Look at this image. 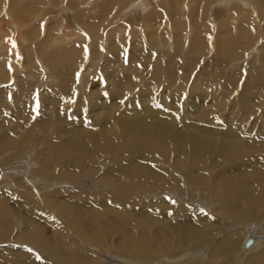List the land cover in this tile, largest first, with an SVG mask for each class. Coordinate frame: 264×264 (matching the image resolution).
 Listing matches in <instances>:
<instances>
[{
  "label": "bare ground",
  "instance_id": "obj_1",
  "mask_svg": "<svg viewBox=\"0 0 264 264\" xmlns=\"http://www.w3.org/2000/svg\"><path fill=\"white\" fill-rule=\"evenodd\" d=\"M46 1L47 5L44 8H48L52 1L58 2V0ZM151 1L90 0V2L95 3L87 4L82 0H73L72 5H69L70 0H66L65 4L56 5V7L60 6L56 16L62 17L65 12L68 15L72 14V18L77 21L81 28L84 27L94 40L98 32L101 31V27L108 24L113 13L118 10V16L115 19L120 22V25L116 30L122 31L124 34L126 30L131 31L132 34L129 32V35L132 36L131 41L135 43H133L135 46H142L143 41H147L149 47L158 44L160 50H156V53H159V56L165 55L167 52H171L169 56L180 53L183 45H186L183 52L191 57V52L195 48H201V42L197 45L192 44L194 31L192 26H200L197 28L201 30V21L206 17L211 27L216 26L212 29L215 35L219 25L225 24L222 20L226 17L232 33H234L235 23L244 20L250 29L253 27L260 28L259 33H262L261 40L263 39L264 0H164L156 6H152ZM218 3L217 8H213ZM83 6L85 8H93L91 6L98 8L101 17L87 19L80 16L77 10ZM239 6L241 9L235 14L234 9ZM38 8L39 6H37V11ZM57 10L58 8H56ZM176 10H179L181 19H186V14L190 19L187 31H184L183 35L176 34L174 36L172 23L167 24L163 21L160 23V14L166 15L168 12V16L171 15L173 21L172 16ZM124 12L129 14L127 13L128 15L125 14L127 15L125 16ZM247 12H250V15H245ZM35 14L37 17L34 16L33 21L42 16V13L35 12ZM4 16L0 17V20L8 18L7 14ZM128 16L136 17L134 21L138 24L132 23L127 18ZM4 22V20L0 22L1 29ZM112 23L113 20H111ZM246 24L241 26L244 29L242 35L247 38L255 37L257 32H251L245 26ZM160 25H164L163 29H167L171 35L168 38L169 44H163L160 41L167 36L165 30L161 34L157 32ZM13 26L20 42L25 44L22 33L31 24L18 26L13 24ZM145 29H149L148 32H145ZM17 30L19 31L16 32ZM45 30L44 36L47 34V28ZM64 32L62 29L58 34L60 37L54 40L51 45L69 43L71 38L67 37ZM198 32L201 34L200 31ZM139 33L143 35V40L138 36ZM1 36L2 33L0 32ZM5 41L8 45L13 43L11 39ZM106 44L107 39L104 38L101 46L102 50L104 49L103 52H106L102 54L103 57L99 56L102 57L101 63L104 64L106 61H115L118 58V55L115 54L118 51L109 53ZM86 45L84 57L86 55L93 56V43L91 42L90 45L88 42ZM221 45L222 53H230L227 55L230 58H234L240 53V49L236 45L227 46L225 41ZM91 49L92 51H90ZM10 52H14V50L10 48ZM258 52L259 49L253 47L245 53L246 56H253L252 60L246 61L245 55L236 60L239 61V65H243V63L249 65L248 61L250 63L254 61L255 66L259 68L255 72H264V68L260 69L262 62L258 57ZM181 55L183 54L181 53ZM137 57L139 55H134L131 61L136 60ZM71 58L74 59H70V63L69 59L64 63L75 67L74 64L77 65L78 62L77 56ZM99 61L98 58L96 62ZM89 62L90 60H87V65H90ZM210 62L205 67H200L201 71L198 72V75L195 74L191 78L184 76L178 79L175 76L178 72L169 71L172 62L156 60L155 70L160 72V75H152L148 78L143 86L142 96L150 99L152 90L162 80L173 85L176 92L180 91L181 88L199 91L203 89L209 94L211 93L212 78L209 73L204 74L203 72H207ZM36 63L42 67L43 62L37 61ZM187 63L182 61L180 66L182 71H187ZM232 63L236 65L235 62ZM93 64V66L90 65V71L99 65L95 62ZM233 65L230 64L229 67H233ZM250 65L248 66L249 69H251ZM129 66L124 70L127 72H110L108 74L110 84L105 90V98L120 99L135 86L140 74L135 72L133 63ZM122 67L123 64H120L119 68ZM249 69L248 72H243L240 77L237 92H240L241 86L246 83L251 71ZM84 72L87 71L84 70ZM233 73L216 76L223 78L218 80L219 87L215 93L217 96H222L224 93L230 94L228 90H233L232 87L236 79ZM26 79H31V77L27 76ZM26 84L31 85V82H26ZM263 84L260 83L251 91L250 79L246 91L254 97L253 103L257 108L259 107L260 112L264 110V99L260 100ZM101 89L102 87H99L96 91H101ZM29 91V87H23L21 96L29 93ZM67 93L66 97L63 96L66 100L71 98L69 92ZM89 96L85 106L89 109L99 107L100 101L97 93H90ZM77 99L78 97H75L73 100L77 102ZM241 99L242 97L235 98L237 103L227 106V109L232 108L228 120L232 121L234 125V127H229L227 132L226 128L218 129L217 127L221 125L212 123L206 116H203L206 120L202 122L201 117L194 118L177 128L178 124L174 111L175 108H180L176 105L180 104L182 99H176L171 107L144 105L140 109L141 111L159 109L153 112L154 114L145 116L144 119L135 114L129 118L121 113L111 120L112 123H107V121L105 123L102 120L107 119V117H103L92 120L85 125L84 123L87 121L80 123L72 119L65 120L61 125L53 126L51 132L54 137L58 135H66L67 137L64 139L53 138L43 144L48 153L41 157L38 169L42 175L61 181L31 178L34 172L33 167L37 165L36 161H31L29 164L25 162L18 166L11 165L5 170L6 174L2 175V180L7 181L4 186L8 187L10 192L8 195H0V264H38L25 259V252L33 254L45 264H142L139 260L145 261L144 264H188L192 257L199 258L197 264H232L234 253L239 250V232H242L243 228L237 227L245 226L244 224L249 221L261 220L264 223V125H258V127L251 129L256 124L249 126L245 124L253 116L254 108L248 105L246 100H243L242 104L239 105ZM213 100H225V98L219 99L213 96ZM21 102L22 100L19 99L17 104ZM64 104L63 101L61 105ZM81 115L84 116L85 114ZM162 119L166 123L162 122ZM31 122L32 125L33 123L51 124L49 120L40 118L31 119ZM169 123L170 125H168ZM251 123H255L254 120ZM32 125L29 124L26 130H19L20 127L15 125L0 128V150L14 148L16 153L20 154ZM81 125H84L83 129L72 131V128ZM12 129L14 130L10 132ZM248 130L250 131L247 133ZM122 146H142L143 153L129 157L116 156L112 167H110V161L106 160L103 165L109 168L101 173L100 166L95 164L96 160L112 154L113 150ZM254 153L256 157H254ZM187 157L189 158L187 159ZM105 158L107 159V157ZM55 159L65 162V168L59 172H55L53 164ZM169 163L175 166L178 180L181 177L178 173L181 172L188 173V177L183 178L182 181L179 180L180 182L177 183L168 172L167 165ZM248 163L250 168L240 169L241 172L233 176L227 174L234 167H246ZM201 164H208L210 172L216 173L217 177L227 175L226 178H217V181L210 188L211 191L220 194L223 199V204L215 211L218 215L217 224L221 223V219L226 220L229 224L228 227L226 224L222 228L226 230L225 233L222 229L218 232L217 241L209 239V235L212 233L211 227L202 225L201 218L198 220L197 214L200 212L201 215V211L204 212L210 207L218 206V202L214 200L208 202L203 198L201 200L197 198V201L190 203L195 197L187 198L190 187L200 188L201 183L205 182L203 177L197 175ZM89 174H99L98 182L110 187H101L108 193H85L86 195L83 197L73 195V192L76 191L86 192L84 189L78 190L77 188L81 186L72 183L87 179ZM23 184L27 191L32 192V200L29 193L25 191ZM60 184L72 186L70 188L74 189L58 188L57 186ZM84 184L87 188H98L91 181H85ZM154 192L160 193L162 198L160 194H154ZM49 193H61L62 195L58 197L59 201H54L51 196H45ZM164 195L175 200L166 201ZM234 196L239 197L234 199ZM8 198L19 202L20 208L24 211L19 212V217L16 216L15 211L6 209L4 203L8 204L6 201ZM84 198L88 201L87 203L83 201ZM34 203H38L44 213L48 212L52 216H57L59 220L66 221L69 225V228L64 227L66 233L54 227L50 236L45 237V226L40 225L35 219L29 218L25 212L30 208H35L34 215L37 218L48 220L44 213L35 207ZM44 205L52 210L48 211ZM72 209H75L78 215L76 211L72 212ZM70 217L73 221L69 219ZM14 218H19L23 222V224L20 221L14 223L18 228H21L18 233H14L12 230ZM254 226L261 235L257 239H261L264 236V226L258 223ZM251 235L247 237H251L253 244L246 250L244 246L242 247L244 253H241V257L237 258L236 264L243 263V260L248 264L256 260L264 264V249L257 256L247 258L259 247V241L255 242V238ZM247 237L245 239H248ZM82 241H90L94 246L87 245L89 248L87 249L85 244L84 247L82 246ZM9 244L11 246H7ZM203 245L206 252H210L211 258H200L204 255L201 256L200 251L197 252V250H201ZM111 252L123 255L111 254ZM172 254H178L176 259L169 258ZM160 256L161 260L155 261ZM214 259H219V263L212 262Z\"/></svg>",
  "mask_w": 264,
  "mask_h": 264
},
{
  "label": "rangeland",
  "instance_id": "obj_2",
  "mask_svg": "<svg viewBox=\"0 0 264 264\" xmlns=\"http://www.w3.org/2000/svg\"><path fill=\"white\" fill-rule=\"evenodd\" d=\"M65 1L66 0H58V4L52 1L51 4H49L48 8H44V6L47 5L46 0H0V17H5V14H7L8 16L7 19L3 18L0 20V22L2 20L5 21L3 23L4 26L2 27V29L0 28V32L2 33V36L0 37V128H5L8 125H15L20 127L19 130H26L29 124L32 125L31 119L38 118L49 120L51 122V124L33 123L31 131L28 137L26 138L25 146L23 147L22 152L20 154L16 153L14 148L0 150V195H8L10 192V189L4 186L7 181L2 180V175L6 174L5 170L11 165L18 166L25 162L29 164L31 161H36L37 165L33 167L34 172L31 175V178H45L51 181H61L53 178H48L42 175L38 169V166L40 167L41 157L45 156L46 153H48V150L46 151V148L43 147V144L47 143V141L53 138L64 139L67 137L66 135H58L54 137L51 132L53 126L61 125L65 120L75 119L80 123L87 121L84 123L85 125L86 123H90V121L92 120L107 117V119H103L102 121H104L105 123L106 121L107 123H112L111 120L121 113L124 114V116H128L129 118H132L133 114H135L137 117L144 119L145 116L154 114L153 112L159 110L157 108H153L147 111H141L140 109L144 105L157 107H171V105L173 104V102H175L176 99H182L180 104L176 105V107L180 106V108H175L174 111L176 113V123L178 124V127L176 126L177 128L182 127L186 122H189L194 118L197 119L201 117L202 122L203 120H206V118L203 116H206L212 121V123L221 125L217 127L218 129L226 128L227 132V129L229 127H234L233 122L228 120V118L230 117V112H232V108L227 109V106L232 105L233 103H237V101H235V98L242 97L239 105L242 104L243 100H246L245 102L254 108L253 116L247 122H245V124L247 126L256 124L252 126L251 129L258 127V125H264V110L260 112L259 107L257 108L253 103L254 97L250 95V93L246 92L249 87L250 79L252 86L251 91L260 83H264V72H255L256 70H259V68L255 66L254 61H252L251 63L250 61H248L249 65L251 64V69H249L248 63H243V65H239V61L236 60L243 57L247 50L256 47V49H259L258 57H260V60L262 62V67L260 69L264 68V35L263 39L261 40L262 33H259L260 28L253 27L252 29H250L249 25L246 24L244 20H239L237 24L235 23V26L233 27L234 33H232L230 25L227 24V18L225 17L222 20L225 24L219 25L220 27L218 28V31L215 35L212 29L216 28V26L211 27L210 23L208 22V18L206 17L203 18L201 21V30L197 28L200 26H192L194 29L192 44L197 45L199 42H201V48H195L191 52V57L190 55L186 54V52H183L185 51L184 49L186 48V45H183L182 52L180 53L174 55L171 54L172 56H169L171 52L168 53L166 51L167 54L159 56V53H156V50H160L158 44H156L154 47H149L147 41H143L142 46H135L133 45L134 42L132 43L131 41L132 36L129 35L131 31H129V33L128 30H126L124 34L122 31L116 30V28H118L120 25V22L115 19L116 16H118V10H116L112 15L111 20H113V23L111 24L110 20L108 24L103 25L101 27V31L98 32L97 36L93 40L90 34L86 31V29L84 27L81 28L78 25L77 21L72 18V14L68 15L67 12H65L64 16L62 17H60V15L56 16V12H58L60 8V6L56 7V5L65 4ZM72 1L73 0H70L69 5H72ZM82 1L86 2L87 4L95 3L90 2V0ZM163 1L164 0H158L155 2L152 0L151 4L152 6H156L162 3ZM34 4L36 5L31 6ZM218 5L219 3L216 5V7L213 8H217ZM37 6H39L38 9L42 12H38L39 10L37 11ZM91 7L93 8H85V6H83L77 10V13L87 19L101 17L98 12L99 9L94 6ZM56 8H58L57 11ZM28 9L30 11H26ZM240 9L241 6L236 7L234 9L235 14L239 12ZM35 12H37L38 14L42 13V16L36 21H33L32 18H34V16L37 17V14H35ZM127 13L124 12V15ZM166 15L160 14L161 21H159L160 23H162V21L167 24L172 23V30L174 36L176 34L183 35L184 31H187V25L190 19V17L187 16L188 14H186V19H181L179 10H176L174 12V15L172 16L173 21L171 20V15L168 16V12ZM245 15H250V12H247ZM127 18L130 19L132 23L138 24L134 21L136 17L128 16ZM29 23L31 24V26L26 30L29 31H23L22 33V38L25 40V44H22L18 38V35L15 33L13 24H15V26H18L29 25ZM242 24H246L245 26L248 27L251 32H257L256 36L252 38H247L242 35V32H244V29L241 28ZM76 25L78 26L76 27ZM108 27L110 28L109 30ZM163 27L165 26L160 25V27L157 28V32L161 34V32L165 30L167 36L160 39V41L163 44H169L170 41L168 38H170L171 35L169 34V31L167 29H163ZM46 28L47 34L46 36H44L46 33ZM62 29L65 31L64 33L66 34V36H69L71 38L70 42H66L56 46L51 45L54 40L60 37L58 34ZM148 30L149 29H145V32H148ZM18 31L19 30H17L16 32ZM198 31H200L201 34ZM138 36L142 40L144 39L142 38L143 35H141L140 33L138 34ZM104 38L107 39L106 48L109 53L120 51L119 53H115L116 55H118V58L115 61H106L105 64L101 63V58L103 57L102 54H105L106 52H103L104 49L102 50L101 46V44H103ZM6 39H11L13 41L12 45L6 44ZM87 40L90 45L91 42L93 43V56L86 55L84 57L87 46L86 44L88 43L86 42ZM223 41L226 42L227 46L236 45L237 47H239L240 53L234 58H230L227 56L230 53H222L221 44ZM262 42L263 44H261ZM262 45L263 47L261 48ZM9 47L12 48L14 52H10ZM90 51H92V49ZM181 53L183 55H181ZM100 55L102 56L101 58L99 57ZM134 55H139V57H137L136 60L131 61V58ZM73 56H77L78 59L77 65L74 64V66L76 67H71V65L66 66L64 62L69 59L70 63V59H74L71 58ZM98 58L100 59V61L96 62ZM245 58L246 61L252 60L253 56L245 55L244 59ZM87 60H90L89 63L92 66L94 65V62L99 63L98 67H93V69L90 71V65H87ZM156 60H167L169 62H172L169 71L178 72L175 75L178 79L184 76L187 78H191L195 74L198 75V72L201 71L200 67H205L207 63L211 61L208 66L209 68L207 69V72H203L204 74L209 73L211 75V93L207 94L203 89L199 91L193 89L183 90L182 88L180 89V91L176 92L175 87H173V85H171L166 80H162L152 90V97L150 99L144 98L142 96L143 86L148 80V78L152 75H160V72H156L155 70ZM37 61L43 62L42 67L39 65V63H36ZM182 61L185 63L188 62L186 72L181 70L180 66L182 65ZM232 62H235L237 66L233 65ZM131 63H133L135 66V72H139L140 74L135 86L130 89L129 93L126 96L120 99L110 100L105 98V90L110 84L108 74L110 72H127L124 70ZM120 64H123L122 68H119ZM230 64L233 65V67H229ZM196 65L197 68H195ZM248 69L251 70L249 72L248 79L246 83L241 86L240 92H237L239 79L242 76L243 72H248ZM84 70L87 72H84ZM232 72H234L233 76H236V79L234 80V85L232 87L233 90H228L230 94L224 93L222 96H217L215 93L219 87L218 80L223 78H217L216 76L218 74L224 75ZM27 76H30L32 80L26 79ZM26 82H31V85H27ZM25 86L29 87L30 91L29 93H26L21 96V89ZM99 87H102L101 91H96V89H98ZM67 92H69L71 97L68 100L63 98V96L66 97L68 95ZM90 93H97V96L100 101V106L95 109H89L87 106H85L87 100L90 98ZM190 95L191 97H189ZM213 96L219 99L224 97L225 100H213ZM75 97H78L77 102L76 100H73L75 99ZM19 99H21L22 102L20 104H17V101ZM263 99L264 84L260 100L262 101ZM63 101L65 104L61 105ZM81 114L85 115L82 116ZM253 120L255 123H251ZM162 122L166 123L164 119H162ZM84 125L72 128V131H79L83 129ZM168 125H170V123ZM13 130L14 129H12L10 132H12ZM249 131L250 130H248L247 133ZM141 153H143L142 146H122L118 149L113 150L112 154L105 156L107 157V159L105 157L99 158L98 160H96L95 164H97L98 167L100 166L99 170L101 171V173H103L105 169L109 168H106L103 165V162H105L106 160L110 161V167H112L116 156L129 157L131 155H139ZM254 157H256L255 153ZM188 158L189 157H187V159ZM53 164L55 166V172H59L65 168L64 160L55 159L53 161ZM247 165L248 166L246 167H234V169L227 174H230L231 176L236 175L241 172L240 169L244 170L245 168H250L249 163ZM167 169L170 176L174 177L177 183L182 181L183 178L186 179L188 177V173L186 172L178 173L179 175H181V177H179V181L176 176V168L172 163H169L167 165ZM197 175L203 177L205 179V182L201 183L200 188L190 187L187 198L195 197L192 201H190V203L197 201V198H199V200L203 198V200H207L208 202H211V200L218 202V206L214 208L210 207L204 212L201 211V215L200 212L197 214L198 220L201 218L202 225L211 227L212 233L209 235V239L217 241L218 232L228 222L224 219H221V223L217 224L218 215H216L215 211H217L219 207L223 204V199L220 197V194L211 191L210 188L217 181V178H226L227 175H223V177H217L216 173L210 172L208 164H201L199 173ZM98 178L99 174L90 175L87 179H81L78 180L76 183H72L74 185L81 186L77 188L78 190H86V192L84 193L78 191L73 192V195L83 197L84 195H86L85 193H108L102 188L110 187H106L100 184L98 182ZM85 181H91L92 184L97 185L98 188H87L84 184ZM57 187L62 189H74L70 188L72 186H64L63 184H60ZM24 189L26 192L29 193L31 199L33 197L32 192L27 191L25 186ZM158 192L164 193L162 191ZM158 192H154V194L159 195L160 193ZM61 195V193H49L45 196H51L54 201H59L58 197H60ZM160 197L162 198L161 194ZM163 197H165L164 200L166 201L175 200H171L170 197H166L165 195ZM238 197L239 196H234L233 198L237 199ZM6 201L8 202V204L4 203L6 209L10 211H15L17 217H19V212H24L20 208V204L17 200L8 198ZM83 201H85V203L88 202L86 198H84ZM34 205L42 213H44V210L38 203H34ZM44 206L48 211L52 210L48 206ZM34 209L35 208H30L25 211L26 215L29 218L35 219L40 225L45 226V237L50 236L54 227H57L58 229L66 233L64 227L69 228V225L66 221L59 220L57 216H52L48 214V212L44 213L48 220L39 219L34 215ZM74 211L76 210L72 209V212ZM69 219L73 221L71 217ZM18 221L23 224V222L19 218H14L12 223V230L14 233H18L21 230L20 227L18 228L17 225H14V223ZM257 223L262 224L264 226L263 221L258 220L253 222L249 221L244 224L245 226L237 227L243 228L242 232H239V250L237 253H234L232 258V264H236L237 258L241 257V255L244 253L242 248L244 246L243 243H245V241L247 240L245 239V237L250 236L251 232L253 237L255 238L254 241H259V247L256 248L251 254H249L247 258L257 256L264 249V236L261 237V239H257L261 236L260 233L257 232V228L254 226V224ZM250 224L252 228L249 227ZM228 226L229 224L226 225V227ZM222 231L223 233H225L226 230L222 229ZM82 242V246L84 247L86 245L87 249H89L87 245H93V243L90 241ZM7 246L11 245L9 244ZM78 247L81 246L78 245ZM201 247V250H197V252L200 251L199 253H201V256H204L200 258H211L210 252H206L205 248H203L205 246L203 245ZM103 253L108 254L106 252ZM111 254L123 255L116 252H111ZM177 255L178 254H172L169 258L176 259ZM24 258L27 260H32L34 263L45 264L42 262L41 259L27 252H25ZM158 260H161V256L155 259V261ZM197 260H199V258L192 257L190 261H188V264H197L199 263L197 262ZM139 262H141L142 264L146 263L143 260H139ZM212 262L219 263V259H214ZM241 264L248 263L243 260V263ZM250 264L261 263L256 260L255 262Z\"/></svg>",
  "mask_w": 264,
  "mask_h": 264
},
{
  "label": "water",
  "instance_id": "obj_3",
  "mask_svg": "<svg viewBox=\"0 0 264 264\" xmlns=\"http://www.w3.org/2000/svg\"><path fill=\"white\" fill-rule=\"evenodd\" d=\"M253 244V240L252 239H247L244 243V249H248L251 245Z\"/></svg>",
  "mask_w": 264,
  "mask_h": 264
},
{
  "label": "crops",
  "instance_id": "obj_4",
  "mask_svg": "<svg viewBox=\"0 0 264 264\" xmlns=\"http://www.w3.org/2000/svg\"><path fill=\"white\" fill-rule=\"evenodd\" d=\"M66 66H67V65H66ZM75 67H76V66H75ZM75 67H74V68H75Z\"/></svg>",
  "mask_w": 264,
  "mask_h": 264
}]
</instances>
